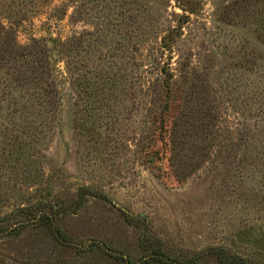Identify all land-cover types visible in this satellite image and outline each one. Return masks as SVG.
<instances>
[{
	"label": "rangeland",
	"instance_id": "1",
	"mask_svg": "<svg viewBox=\"0 0 264 264\" xmlns=\"http://www.w3.org/2000/svg\"><path fill=\"white\" fill-rule=\"evenodd\" d=\"M125 216L264 264V0H0V264H143Z\"/></svg>",
	"mask_w": 264,
	"mask_h": 264
},
{
	"label": "trees",
	"instance_id": "2",
	"mask_svg": "<svg viewBox=\"0 0 264 264\" xmlns=\"http://www.w3.org/2000/svg\"><path fill=\"white\" fill-rule=\"evenodd\" d=\"M165 130V129H164ZM163 130V131H164ZM175 135L176 133H171L168 135V132L166 135L164 134H160V136L158 137V140L162 141L163 144V148L164 146H168L167 142L168 139L172 145V149L173 151H175V144H178V148L176 151L178 152V156H180L181 158H184L185 160H187V163L185 164H177L180 160H176L175 158L173 159L172 157H174V153L172 154V157L170 158L171 162H176V163H172V166L174 167H179V171L184 170L187 165L189 164V160L190 157L187 158L186 155H182V153H180L181 151V145H182V141L179 140V138H186L187 135H185L184 133H179L178 134V140H175ZM166 140V142H165ZM180 148V149H179ZM168 149V147H167ZM167 149L165 148L164 153H166ZM165 155V154H164ZM158 156V155H156ZM155 154H153L152 150H149L147 153V161L148 163H151L154 159L162 160V158L160 159L159 157H156ZM176 178L179 177V174L175 175ZM180 179V178H179ZM92 195L93 192L90 191L88 188L82 187L79 190L78 196H80L78 202L81 203V196L83 195H87V194ZM21 212L25 213V222L29 221L31 222L33 225L36 226H43L45 228H47L56 238V240L58 241H62L64 242V238L62 237V232L61 230L57 227L56 223H55V214H53L51 208H48V210H44L41 208V210H37L34 209V207H30V208H25V209H21L19 210ZM125 220L127 221L128 224L138 227L140 229H142L143 232V251L145 252L144 256L142 257L143 264H150V263H161V264H198L199 263V256L201 255H196L194 258L187 260L186 262L181 261L178 262V260H170V257L168 255H166L164 249H163V245L160 244L159 240L157 238H155L154 236L150 235L147 231H145V225L143 223V221L141 220V218H132L131 216H125ZM25 222H19L16 225L17 226H21L23 225V223ZM8 230V228H3L2 226L0 227V235L4 232H6ZM205 254L212 256L217 264H262L259 262H256L252 259L249 258H244L241 257L237 254H230L228 253L226 250H224L221 247H216V248H209L206 250ZM120 259V258H117ZM130 264H133L132 262H128Z\"/></svg>",
	"mask_w": 264,
	"mask_h": 264
}]
</instances>
